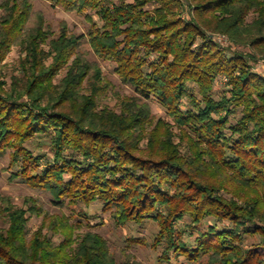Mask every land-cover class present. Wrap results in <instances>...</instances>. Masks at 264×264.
<instances>
[{
    "label": "trees",
    "instance_id": "16d2710c",
    "mask_svg": "<svg viewBox=\"0 0 264 264\" xmlns=\"http://www.w3.org/2000/svg\"><path fill=\"white\" fill-rule=\"evenodd\" d=\"M33 1L0 5V156L12 181L73 212L50 223L58 243L43 227L30 233L34 201L17 208L0 195V264H119L104 237L83 231L89 215L77 209L94 204L119 227L157 224L152 247L167 264H264V75L254 69L264 0H48L91 23L87 36L64 26L57 38ZM85 38L134 90L119 112L101 104L114 85L81 52ZM15 46L20 74L8 80ZM45 147L51 156L36 152Z\"/></svg>",
    "mask_w": 264,
    "mask_h": 264
},
{
    "label": "rangeland",
    "instance_id": "374dc122",
    "mask_svg": "<svg viewBox=\"0 0 264 264\" xmlns=\"http://www.w3.org/2000/svg\"><path fill=\"white\" fill-rule=\"evenodd\" d=\"M127 1L133 2V0ZM3 2L4 0H0V5ZM33 7L35 14L41 13L44 16L45 25L46 27L49 26L53 38L59 37L64 26L72 35L87 36L89 33L91 23L85 15L67 12L61 7L54 6L52 2L48 0H34ZM3 14L4 10L0 9V17ZM255 17L256 14H252L250 21ZM94 18L98 21L95 16ZM213 36V38L223 47L228 48L231 46V41L227 36L222 34H215ZM234 50L246 54L255 52L249 47H235ZM81 52L87 53L88 60L91 62H98L103 69L104 75L114 85V88L103 97L101 104L109 106L119 112L121 110V98L134 96V90L129 85L123 83L121 78L115 73V64L100 59L94 53L87 38L83 41ZM21 56V49L17 46L13 47L10 51L5 61V64H7L5 72L8 76V80L11 79L13 74H20ZM257 59L258 61L254 64V69L257 73L264 75V58L261 57V55H257ZM226 84L227 80L225 79L218 82L216 86V98L219 99L223 95V91L226 89ZM150 103L156 118H163L172 122V119L168 116L162 105L156 100H151ZM41 151L51 156V150L49 148L45 147L36 150V152ZM13 172H15V168L10 167V157L8 155L0 156L1 197L4 199L10 198L15 207L24 209H28L31 206L29 201H34L32 205L38 208V214L33 215L29 213L28 215L31 217L29 223L30 233L33 234L40 227H43L45 233L53 237V239L59 243L62 240V237L51 229L50 223L58 216L71 215L73 211L67 203L63 205L57 204L52 195L48 192L33 188L20 180L12 181L11 176ZM0 207H5L2 200H0ZM77 211L85 212L89 215V221L88 219H83V231H94L104 237L108 241L119 264H167L164 261H161L163 249H154L152 247L154 235L158 232V226L154 222L147 221L142 225L129 223L127 226L119 227L110 219V215L102 210V207L99 204H94L90 208L80 205ZM209 223L212 222L209 221ZM0 226L3 228L8 227L7 220L4 217L0 218ZM244 241L246 246L258 242L256 238L251 236L247 237Z\"/></svg>",
    "mask_w": 264,
    "mask_h": 264
}]
</instances>
